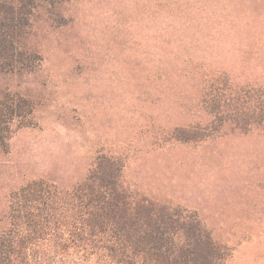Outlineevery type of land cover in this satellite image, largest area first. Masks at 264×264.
<instances>
[{
  "label": "rangeland",
  "instance_id": "374dc122",
  "mask_svg": "<svg viewBox=\"0 0 264 264\" xmlns=\"http://www.w3.org/2000/svg\"><path fill=\"white\" fill-rule=\"evenodd\" d=\"M244 2L256 34L219 41L216 26L204 45L167 33L158 0H69L62 24L41 15L37 66L0 72V96L32 106L0 153V208L31 180L73 187L105 154L122 163L124 186L194 212L226 248L222 264H264V126L215 123L183 138L212 119L197 99L205 83L264 89V0ZM182 52L197 62L180 64Z\"/></svg>",
  "mask_w": 264,
  "mask_h": 264
},
{
  "label": "trees",
  "instance_id": "16d2710c",
  "mask_svg": "<svg viewBox=\"0 0 264 264\" xmlns=\"http://www.w3.org/2000/svg\"><path fill=\"white\" fill-rule=\"evenodd\" d=\"M68 1L0 0V72L31 71L37 66L34 25L41 15L62 24ZM242 3L158 0L157 4L164 12L167 33L186 34L204 45L216 26L221 28L219 41L230 42L242 32L256 34L248 19L257 18V13L253 9L243 14ZM198 55L182 52L177 62L194 63ZM231 85L225 91L204 84L197 99L210 107L212 119L190 128L184 140L206 136L205 128L215 123H229L245 133L264 126V89L253 96V88ZM31 112L26 98L0 96V153L9 151L15 119ZM122 168L119 158L99 154L71 188L41 178L10 191L7 205L0 208V264H222L226 248L212 239L194 212L124 186Z\"/></svg>",
  "mask_w": 264,
  "mask_h": 264
}]
</instances>
